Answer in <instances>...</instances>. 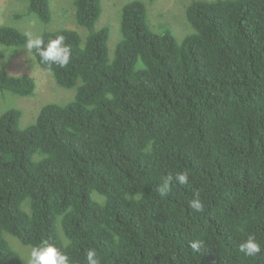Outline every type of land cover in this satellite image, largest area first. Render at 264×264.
<instances>
[{
	"label": "trees",
	"instance_id": "trees-1",
	"mask_svg": "<svg viewBox=\"0 0 264 264\" xmlns=\"http://www.w3.org/2000/svg\"><path fill=\"white\" fill-rule=\"evenodd\" d=\"M75 3L85 45L71 29L41 36L63 35L70 64L32 52L60 86L80 83L76 98L45 105L25 128L20 109L0 115V264H24L6 233L55 246L71 264H87L88 248L101 264H264V250L239 252L249 235L264 249V0H193L182 43L129 2L113 60L109 30H95L101 0ZM29 8L51 20L50 0ZM25 40L0 23V44L17 52ZM35 87L0 68L1 90ZM181 172L187 184L159 191ZM197 194L202 212L188 206Z\"/></svg>",
	"mask_w": 264,
	"mask_h": 264
},
{
	"label": "rangeland",
	"instance_id": "rangeland-1",
	"mask_svg": "<svg viewBox=\"0 0 264 264\" xmlns=\"http://www.w3.org/2000/svg\"><path fill=\"white\" fill-rule=\"evenodd\" d=\"M76 0H50L51 20L44 22L41 17L29 12L30 0H0V23L14 27L21 32L41 37L47 32L60 29H71L79 33L82 45H85L90 29L80 25L77 20ZM135 0H101L102 14L95 24V30H109L108 56L115 57L118 44L122 40V13L126 4ZM148 11L151 29L161 33L170 29L179 43L194 28L187 17V7L193 0H140ZM140 64L143 62L140 60ZM0 68L7 69L12 75H29L35 81V91L30 96H20L13 92L0 89V115L10 108L20 109L22 116L21 127L34 124L41 109L49 103L66 105L72 102L78 93L77 84L71 88L60 86L51 71L39 65L32 50L0 44ZM11 247L17 251L26 264L31 246L8 233L5 234Z\"/></svg>",
	"mask_w": 264,
	"mask_h": 264
},
{
	"label": "clouds",
	"instance_id": "clouds-1",
	"mask_svg": "<svg viewBox=\"0 0 264 264\" xmlns=\"http://www.w3.org/2000/svg\"><path fill=\"white\" fill-rule=\"evenodd\" d=\"M27 52L35 49L42 63L52 64L61 68L67 67L72 59L71 48L65 43L63 35H57L54 39H50L47 44L42 37L33 36L31 33L26 34L25 47ZM173 180L179 184H187L189 175L187 172L178 173L175 177L169 175L159 188L161 193L171 191ZM188 206L195 212H202L204 204L195 195L189 201ZM190 248L198 252L202 247V241L196 240L190 243ZM262 246L254 235H249L243 242L239 244V252L246 257H255L262 252ZM87 264H101V258L97 249L88 248L86 250ZM26 264H71L69 256L52 245H37L32 247Z\"/></svg>",
	"mask_w": 264,
	"mask_h": 264
}]
</instances>
